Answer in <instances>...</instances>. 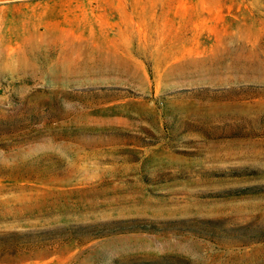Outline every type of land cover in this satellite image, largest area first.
Masks as SVG:
<instances>
[{
  "label": "rangeland",
  "instance_id": "rangeland-1",
  "mask_svg": "<svg viewBox=\"0 0 264 264\" xmlns=\"http://www.w3.org/2000/svg\"><path fill=\"white\" fill-rule=\"evenodd\" d=\"M0 264H264V0H0Z\"/></svg>",
  "mask_w": 264,
  "mask_h": 264
}]
</instances>
